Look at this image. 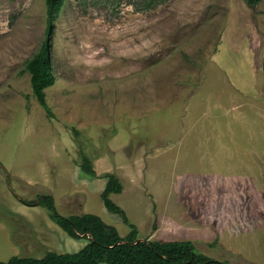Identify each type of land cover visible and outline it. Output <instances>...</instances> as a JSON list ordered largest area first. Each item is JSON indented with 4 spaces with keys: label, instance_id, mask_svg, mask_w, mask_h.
Returning <instances> with one entry per match:
<instances>
[{
    "label": "rangeland",
    "instance_id": "rangeland-1",
    "mask_svg": "<svg viewBox=\"0 0 264 264\" xmlns=\"http://www.w3.org/2000/svg\"><path fill=\"white\" fill-rule=\"evenodd\" d=\"M45 29L44 0H0V262L87 244L20 201L45 194L60 215L93 214L126 236L100 198L112 173L123 190L111 200L140 240L264 264V0H65L52 116L25 70Z\"/></svg>",
    "mask_w": 264,
    "mask_h": 264
},
{
    "label": "trees",
    "instance_id": "trees-1",
    "mask_svg": "<svg viewBox=\"0 0 264 264\" xmlns=\"http://www.w3.org/2000/svg\"><path fill=\"white\" fill-rule=\"evenodd\" d=\"M46 8V29L44 40L39 50L25 62V70L30 75V84L34 97L48 115L52 112L45 101V90L55 83L51 72L50 42L55 30V20L65 0H44ZM248 6H255L259 0H244ZM76 133V131L74 130ZM81 172L90 178L96 177L90 157L81 152ZM106 184L100 194L105 209L120 217L130 229L122 237L115 227L107 225L99 216L78 214L63 216L57 212L52 195L39 196L35 201L20 200L27 206L39 204L44 207L53 223L74 240L86 239L87 244L78 252L56 253L46 252L41 258L12 257L0 264H228L211 259L196 250L190 241H151L140 240L138 228L130 222L125 211L112 202L111 195L120 194L123 184L112 174L105 175ZM16 214L9 212L8 219L14 220Z\"/></svg>",
    "mask_w": 264,
    "mask_h": 264
},
{
    "label": "crops",
    "instance_id": "crops-1",
    "mask_svg": "<svg viewBox=\"0 0 264 264\" xmlns=\"http://www.w3.org/2000/svg\"><path fill=\"white\" fill-rule=\"evenodd\" d=\"M105 184H106V183H105ZM113 195H114V194H113ZM111 196H112V195H111ZM0 228H3V227L0 226Z\"/></svg>",
    "mask_w": 264,
    "mask_h": 264
}]
</instances>
